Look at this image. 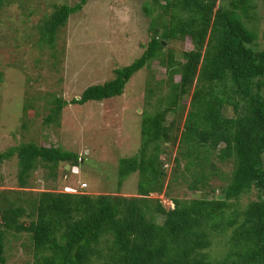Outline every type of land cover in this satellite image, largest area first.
<instances>
[{
    "label": "trees",
    "instance_id": "1",
    "mask_svg": "<svg viewBox=\"0 0 264 264\" xmlns=\"http://www.w3.org/2000/svg\"><path fill=\"white\" fill-rule=\"evenodd\" d=\"M87 1L53 5L51 14L36 26L34 45L50 51L49 65L57 74L63 51L58 53L56 36ZM256 1L142 3L141 13L149 20V42L140 57L114 69L112 79L85 88L70 102L83 106L110 101L122 96L131 78L148 70L151 63L156 61L165 69L168 92L158 96L152 111L142 112L137 154L118 162L119 188L138 174L136 196H93L66 188L31 197L24 191L30 188L32 174L43 170V180L56 186L61 165L67 174L64 166L72 170L80 157L33 140L0 152V166L17 157L22 189L10 199L0 197V264H6L4 241L10 234L29 236L32 264H264V49L254 48L258 34L244 23L251 18ZM12 2L0 0V11ZM174 41L189 42L191 50L183 54L187 63L177 62L168 49ZM150 83L146 102L159 94ZM50 94L44 95L54 99L43 124L57 126L67 103L55 98L58 93ZM39 98H26L23 112ZM228 107L231 118L222 112ZM170 114L181 120L179 134L176 119L167 122ZM172 148L176 155L169 180L164 166ZM213 157L232 165L218 193L207 187L217 177ZM166 179L168 183L179 179L192 193L188 199L173 198L170 210L150 198L164 193ZM252 191L256 199L242 208L240 199ZM17 193L23 197L15 198ZM216 194H223L224 200L217 201ZM24 216L27 223L20 220ZM156 217H163V222L157 224ZM214 236L225 238L222 259L210 260L203 254Z\"/></svg>",
    "mask_w": 264,
    "mask_h": 264
},
{
    "label": "rangeland",
    "instance_id": "2",
    "mask_svg": "<svg viewBox=\"0 0 264 264\" xmlns=\"http://www.w3.org/2000/svg\"><path fill=\"white\" fill-rule=\"evenodd\" d=\"M78 1L14 0L0 11V152L33 140L40 146L58 147L80 157L79 162L82 163L67 170V174L63 173L61 165L56 186L43 180V170L32 174L30 188L24 191L31 197L48 190L65 192L66 188L93 196L119 194L126 198L134 197L138 174L129 176L119 188L116 177L118 162L137 154L141 143V114L145 110L152 111L158 96L167 94L166 71L155 61L148 70L131 78L122 96L100 103L72 105L71 100L78 99L85 88L112 79L114 69L125 67L139 58L149 42V20L140 10L145 0H88L79 13L69 17L56 36L58 53L63 51L59 56L61 73L58 71L57 74L49 65L50 51H42L34 45L38 36L36 26L51 14L53 5L72 6ZM228 3L229 0H225V4ZM255 6L251 18L245 19L244 23L248 29L257 32L254 48L260 51L264 49V0H257ZM30 35L34 39L32 36L29 38ZM168 49L177 62L184 64L183 54L189 52L191 46L187 41H174L169 43ZM148 81L152 90L158 87L159 94L146 102ZM50 93H58L55 98H62L67 103L57 126L43 124L52 108L50 101L54 99L44 95ZM34 95H40V98L32 102V108L25 114L24 101ZM222 112L225 117L233 116L230 107ZM173 118L178 122L179 134L181 120L178 115L170 114L167 122ZM171 150L174 152L164 166L169 180L174 169L176 148ZM211 159L217 177L211 178L207 187L218 193L224 186L222 177L230 173L232 165L218 163L215 157ZM179 170L182 172V165ZM17 173L15 156L0 166V197L10 199L14 192H21ZM167 179L164 193L151 194L150 198L157 199L165 210H170L173 198L188 199L192 193L187 192L179 179L176 183H168ZM82 184H86V189H80ZM197 194L201 198V193ZM14 196L23 197L20 193ZM255 199L256 193L252 191L240 199V206L244 208ZM20 220L28 222L25 216ZM155 222L161 224L163 217H156ZM214 238L203 254L210 260L222 259L226 252L225 238ZM4 243L8 246L6 264H32V244L28 235L10 234Z\"/></svg>",
    "mask_w": 264,
    "mask_h": 264
},
{
    "label": "water",
    "instance_id": "3",
    "mask_svg": "<svg viewBox=\"0 0 264 264\" xmlns=\"http://www.w3.org/2000/svg\"><path fill=\"white\" fill-rule=\"evenodd\" d=\"M79 163H82V161L79 162ZM74 166H78V162H75V163H74ZM64 169H65V170H69V169H70V166H69V165H66ZM197 198H200V194H197ZM215 199H216L217 201H223V200H224V195H223V194L217 195V196L215 197Z\"/></svg>",
    "mask_w": 264,
    "mask_h": 264
},
{
    "label": "built area",
    "instance_id": "4",
    "mask_svg": "<svg viewBox=\"0 0 264 264\" xmlns=\"http://www.w3.org/2000/svg\"><path fill=\"white\" fill-rule=\"evenodd\" d=\"M86 187H87V186H86L85 184H82V185H81V188H83V189L86 188Z\"/></svg>",
    "mask_w": 264,
    "mask_h": 264
},
{
    "label": "clouds",
    "instance_id": "5",
    "mask_svg": "<svg viewBox=\"0 0 264 264\" xmlns=\"http://www.w3.org/2000/svg\"><path fill=\"white\" fill-rule=\"evenodd\" d=\"M79 163V162H78ZM86 185V184H85ZM83 189V188H82ZM84 189H86V188H84Z\"/></svg>",
    "mask_w": 264,
    "mask_h": 264
}]
</instances>
